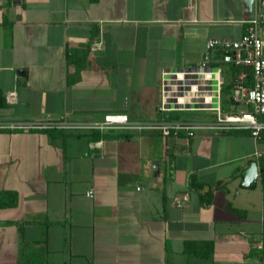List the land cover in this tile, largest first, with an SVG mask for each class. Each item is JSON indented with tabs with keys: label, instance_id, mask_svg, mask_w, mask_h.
<instances>
[{
	"label": "crops",
	"instance_id": "obj_1",
	"mask_svg": "<svg viewBox=\"0 0 264 264\" xmlns=\"http://www.w3.org/2000/svg\"><path fill=\"white\" fill-rule=\"evenodd\" d=\"M251 15L243 0H0V194L18 195L0 208V264H264V141L248 132L22 128L165 120L162 72L240 40Z\"/></svg>",
	"mask_w": 264,
	"mask_h": 264
},
{
	"label": "built area",
	"instance_id": "obj_2",
	"mask_svg": "<svg viewBox=\"0 0 264 264\" xmlns=\"http://www.w3.org/2000/svg\"><path fill=\"white\" fill-rule=\"evenodd\" d=\"M264 0H254L251 18L246 22L240 40L211 39L201 61L190 67L165 70L161 75L160 110L164 114L203 112L213 120L131 121L128 115H108L97 122H68L28 125L24 129L105 132L125 130L134 133H158L165 138L185 133L194 137L199 132L246 131L255 140L264 133ZM239 69L231 98L248 110L229 112L223 108L222 91L225 84L224 66Z\"/></svg>",
	"mask_w": 264,
	"mask_h": 264
},
{
	"label": "trees",
	"instance_id": "obj_3",
	"mask_svg": "<svg viewBox=\"0 0 264 264\" xmlns=\"http://www.w3.org/2000/svg\"><path fill=\"white\" fill-rule=\"evenodd\" d=\"M69 52L70 53H68V55H67L68 56V60L70 62L74 61V56L73 55H75L76 52L73 51V50H70ZM238 71H239V69H235L231 65H225L224 66V72H225L226 81H225V84L223 86V91H222V94H223L222 102H223V108L226 111H229V112H238V111L248 110V107L238 106L237 104L233 103L232 98H231L234 81H235L236 74H237ZM191 113H195V112L175 113V114H172L167 119H169V120H191V121H195V119H194L195 117H198L197 119L201 118V116L200 117L196 116L197 114H200V113H196V114H191ZM191 117H193V118H191ZM210 119H212V118H210ZM44 131L46 133L52 135V136L57 134V133H62L63 132L61 130L59 131V130H56V129H50V130H44ZM93 132L97 133L98 136H101L100 133H103V132H100V131H93ZM110 133H112L113 135H115L118 138H122V139H125V140H129L135 134H138V133H134L132 131H125V130H112V131L110 130ZM259 141H264V133H263V135H262V137H261V139ZM263 176H264V173H263ZM192 186L194 188H199V189L204 188V185H201V184L197 183L196 178L192 179ZM207 198H205V199H207ZM208 200H209V198H208ZM17 204H18V195H17V193H15L13 191L1 192V194H0V208H13V207H16ZM19 231H20L21 237L24 238V236H23V225H20ZM27 246H28V244L24 241V239H22V256H23L24 250L27 248ZM31 255L32 254L28 255V258H29V256L31 257Z\"/></svg>",
	"mask_w": 264,
	"mask_h": 264
},
{
	"label": "water",
	"instance_id": "obj_4",
	"mask_svg": "<svg viewBox=\"0 0 264 264\" xmlns=\"http://www.w3.org/2000/svg\"><path fill=\"white\" fill-rule=\"evenodd\" d=\"M248 12L253 11L254 0H243ZM259 176V169L256 163H251L249 167L243 172L242 186L244 188H253L256 185Z\"/></svg>",
	"mask_w": 264,
	"mask_h": 264
}]
</instances>
